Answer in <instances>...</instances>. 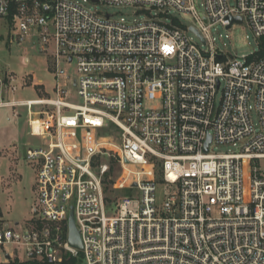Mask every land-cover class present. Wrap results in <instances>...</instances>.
<instances>
[{"label": "built area", "instance_id": "obj_1", "mask_svg": "<svg viewBox=\"0 0 264 264\" xmlns=\"http://www.w3.org/2000/svg\"><path fill=\"white\" fill-rule=\"evenodd\" d=\"M235 1H83L135 7L137 21L79 0H0L8 43L34 39L55 77L53 97L0 100L39 139L38 202L13 226L0 210V264H264V57L217 47L242 24L263 38L264 0ZM14 83L0 72L2 89ZM72 207L83 250L68 242Z\"/></svg>", "mask_w": 264, "mask_h": 264}, {"label": "rangeland", "instance_id": "obj_2", "mask_svg": "<svg viewBox=\"0 0 264 264\" xmlns=\"http://www.w3.org/2000/svg\"><path fill=\"white\" fill-rule=\"evenodd\" d=\"M87 8L98 11L101 15L114 14L115 18L125 17L128 20L144 21L146 16L138 13L135 7H119L107 4L84 3ZM230 5L235 0H229ZM175 17L181 20L185 28L194 25V19L190 14L173 12ZM219 33L227 34L224 29ZM10 30L5 21L0 24V72L12 74L15 78L16 91L0 87V100L26 101L38 100L45 97H53L55 77L53 74V61L40 53L34 46V39L28 38L22 44L8 43ZM230 38H224L217 43L230 60L251 56L261 49V39H256L247 24L234 27L229 31ZM29 59L25 61V59ZM73 71V68H69ZM74 102H78L75 99ZM252 104H255L252 101ZM20 116L16 117L12 108L0 107V210L10 225L17 222L21 224L31 218L33 207L38 202L35 189L36 167L27 159V150L39 144V139L31 137L28 127V116L25 109H19ZM252 121L257 126L259 117L253 113ZM230 147H222L221 151H227ZM124 198L141 199V193L137 190L122 192ZM168 195V188L158 186L157 199L163 204Z\"/></svg>", "mask_w": 264, "mask_h": 264}, {"label": "water", "instance_id": "obj_3", "mask_svg": "<svg viewBox=\"0 0 264 264\" xmlns=\"http://www.w3.org/2000/svg\"><path fill=\"white\" fill-rule=\"evenodd\" d=\"M96 1V0H94ZM233 21L241 23L240 18H234ZM192 31L195 32L194 29ZM211 138L208 139L206 149L205 151L208 150V146L210 144ZM136 186V184H134ZM69 245L77 250H83V242L81 238V233L80 230L78 229L76 222H75V217H74V208H71L70 211V216H69V238H68Z\"/></svg>", "mask_w": 264, "mask_h": 264}, {"label": "trees", "instance_id": "obj_4", "mask_svg": "<svg viewBox=\"0 0 264 264\" xmlns=\"http://www.w3.org/2000/svg\"><path fill=\"white\" fill-rule=\"evenodd\" d=\"M261 40H262V42H261V44H260L261 49H260V51L258 52V57H259V58H263V57H264V37L261 38ZM111 169H112V170H111L109 176L113 177L114 174H115L116 172H118V170H119V169H118V166L116 165L115 162H113V164H112V168H111ZM111 181H112V180H111ZM107 183L110 184V182H107ZM111 183H112V182H111ZM106 190L109 191V185L106 186ZM66 264H80V263H79V260H78V259L72 257V258L67 259Z\"/></svg>", "mask_w": 264, "mask_h": 264}, {"label": "crops", "instance_id": "obj_5", "mask_svg": "<svg viewBox=\"0 0 264 264\" xmlns=\"http://www.w3.org/2000/svg\"><path fill=\"white\" fill-rule=\"evenodd\" d=\"M27 60H29V59L26 58L25 61H27ZM27 124H28V122H27Z\"/></svg>", "mask_w": 264, "mask_h": 264}]
</instances>
